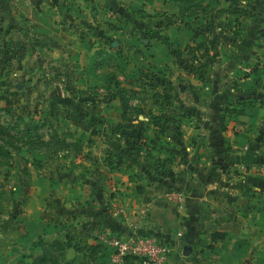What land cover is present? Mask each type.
Wrapping results in <instances>:
<instances>
[{"label": "crops", "instance_id": "0c3cea01", "mask_svg": "<svg viewBox=\"0 0 264 264\" xmlns=\"http://www.w3.org/2000/svg\"><path fill=\"white\" fill-rule=\"evenodd\" d=\"M109 1H114V8ZM176 1L178 9L173 12V0L126 2L135 11H147L146 6L152 10L156 5L172 18L166 26L158 14L151 17L155 31L148 56L158 68L169 64L173 48H178L181 73L194 92L179 93L176 108L164 103L156 106L153 100L162 96L151 95L142 144L134 139L130 146L139 148L129 155L136 170L91 167L85 177L89 198L77 199L81 202L77 211L67 209L74 200L67 199L61 209L67 213L61 222L65 226L58 225L60 219H52L56 218L53 207L46 209L51 219L42 213L48 184L43 185L44 191L28 187L22 203V233L0 238V264H138L126 258L113 261L99 233L122 238L134 233L156 236L171 248L169 264H201L200 257H212L221 264L247 256L258 236L264 245V222L260 221L264 218V174L260 171L264 167V72L258 65L264 55V0ZM121 2L22 0V12L24 18L33 19L42 18L48 9L66 20L88 18L91 29L103 35L104 6L119 16ZM193 5L195 9L190 10ZM166 94L169 99L175 96ZM152 116L162 117L157 125ZM98 171L104 175L96 182ZM106 179L113 195L105 192ZM167 191L177 192L180 200L167 199ZM77 215L84 218V228L76 229ZM8 225L6 230L14 228ZM214 231L222 232L223 238L211 242L209 234ZM76 232L85 235L76 237ZM54 241L60 243V250L49 246Z\"/></svg>", "mask_w": 264, "mask_h": 264}, {"label": "rangeland", "instance_id": "374dc122", "mask_svg": "<svg viewBox=\"0 0 264 264\" xmlns=\"http://www.w3.org/2000/svg\"><path fill=\"white\" fill-rule=\"evenodd\" d=\"M121 1L117 19L113 9L104 6L102 35L91 29L88 18L66 20L51 15L48 8L42 18H24L22 0H0V238L21 235L22 203L26 189L33 185L44 191L48 184L42 213L51 219L46 209L53 207L56 218L52 219L65 226L61 222L67 213L61 209L67 199H74L67 209L77 211L81 205L77 199L89 198L85 177L91 167L136 170L129 161L135 152L130 146L145 131L151 95L171 92L175 96L168 103L159 97L153 103L176 108L179 93L194 92L181 73L178 48H173L174 59L158 68L148 56L155 31L151 17L158 14L166 26L172 18L156 5L135 11L126 2L130 0ZM173 1L172 12L178 9ZM261 39L264 47V32ZM110 184L106 179L105 192L113 195ZM76 220V229L84 228V218L77 215ZM8 223L14 225L9 231ZM76 233V237L85 235ZM103 234L112 233H99L98 238ZM257 257H264L262 236L254 239L243 259L220 262L254 264ZM210 258L199 261L218 264Z\"/></svg>", "mask_w": 264, "mask_h": 264}, {"label": "built area", "instance_id": "2783aa9c", "mask_svg": "<svg viewBox=\"0 0 264 264\" xmlns=\"http://www.w3.org/2000/svg\"><path fill=\"white\" fill-rule=\"evenodd\" d=\"M264 173V169H260ZM167 199L180 200V195L175 191H167L164 193ZM111 209H116L115 202L110 204ZM99 240L110 250L111 258L115 262H119L124 257H134L139 264H168L170 247L161 242L153 235L131 234L122 238L114 234H103L99 236Z\"/></svg>", "mask_w": 264, "mask_h": 264}, {"label": "trees", "instance_id": "16d2710c", "mask_svg": "<svg viewBox=\"0 0 264 264\" xmlns=\"http://www.w3.org/2000/svg\"><path fill=\"white\" fill-rule=\"evenodd\" d=\"M191 0H183V3H185V4H189V3H191L190 2ZM194 6V5H193ZM119 16H117L116 14H115V19H117ZM161 42L162 43H164L166 46H167V48L169 49V44H168V42H167V40L165 39V38H163V37H161ZM259 65V68H260V71L261 72H264V63H261V64H258ZM257 65V66H258ZM254 70V69H253ZM255 71V70H254ZM159 94H161V96H162V100L164 101V102H166V103H168L167 101H168V99H169V95L168 94H166V91L164 90L162 93H159ZM162 102V101H161ZM161 102H160V105H161ZM152 119H153V124L154 125H157L158 124V122H159V120L162 118V117H157V116H152L151 117ZM159 127V126H158ZM136 138V140H137V142H140L139 143V145L140 144H142V135H140V134H138L137 135V137H135ZM131 149H132V151H135V152H138L139 151V148L138 147H130ZM223 233L222 232H218V231H214V232H211L210 234H209V238H210V241L211 242H214V241H216V240H221L222 238H223ZM156 237V236H155ZM160 240V239H159ZM161 241V240H160ZM67 243H63V245H66ZM49 246L50 247H52V248H54V249H56V250H60V243H58V242H51L50 244H49ZM48 246V247H49ZM61 246H62V244H61ZM208 247H210V245H208ZM124 258H126V259H131V260H135L137 263L139 262L137 259H135L134 257H128V256H126V257H124ZM139 264V263H138ZM254 264H264V257H257L256 258V261H255V263Z\"/></svg>", "mask_w": 264, "mask_h": 264}, {"label": "water", "instance_id": "95a60500", "mask_svg": "<svg viewBox=\"0 0 264 264\" xmlns=\"http://www.w3.org/2000/svg\"><path fill=\"white\" fill-rule=\"evenodd\" d=\"M110 5L114 8L115 7V3L114 1H109Z\"/></svg>", "mask_w": 264, "mask_h": 264}]
</instances>
